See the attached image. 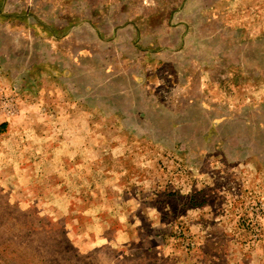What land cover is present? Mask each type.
Here are the masks:
<instances>
[{"label":"rangeland","instance_id":"rangeland-1","mask_svg":"<svg viewBox=\"0 0 264 264\" xmlns=\"http://www.w3.org/2000/svg\"><path fill=\"white\" fill-rule=\"evenodd\" d=\"M0 264H264V0H0Z\"/></svg>","mask_w":264,"mask_h":264}]
</instances>
